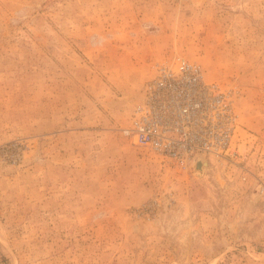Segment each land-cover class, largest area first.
<instances>
[{
    "label": "rangeland",
    "instance_id": "374dc122",
    "mask_svg": "<svg viewBox=\"0 0 264 264\" xmlns=\"http://www.w3.org/2000/svg\"><path fill=\"white\" fill-rule=\"evenodd\" d=\"M176 56L232 91L247 171L123 133ZM0 264H264V0H0Z\"/></svg>",
    "mask_w": 264,
    "mask_h": 264
},
{
    "label": "built area",
    "instance_id": "2783aa9c",
    "mask_svg": "<svg viewBox=\"0 0 264 264\" xmlns=\"http://www.w3.org/2000/svg\"><path fill=\"white\" fill-rule=\"evenodd\" d=\"M155 67L123 133L183 167L204 157L209 164L231 163L247 171L246 156L235 143L232 91L206 81L202 66L182 56Z\"/></svg>",
    "mask_w": 264,
    "mask_h": 264
},
{
    "label": "bare ground",
    "instance_id": "6f19581e",
    "mask_svg": "<svg viewBox=\"0 0 264 264\" xmlns=\"http://www.w3.org/2000/svg\"><path fill=\"white\" fill-rule=\"evenodd\" d=\"M202 158H204V157H202ZM205 160H207L206 158H204ZM198 161V160H197ZM196 161V162H197ZM208 163V162H207ZM201 164H203V161H202V163ZM195 166V165H194ZM205 166H206V163H204L203 165H201V166H199V169L200 170H203L204 168H205ZM208 166H209V163H208ZM192 168H194L193 166H192Z\"/></svg>",
    "mask_w": 264,
    "mask_h": 264
}]
</instances>
